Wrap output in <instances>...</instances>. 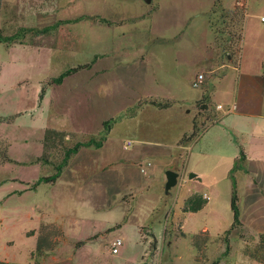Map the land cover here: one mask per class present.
Segmentation results:
<instances>
[{
    "label": "rangeland",
    "instance_id": "374dc122",
    "mask_svg": "<svg viewBox=\"0 0 264 264\" xmlns=\"http://www.w3.org/2000/svg\"><path fill=\"white\" fill-rule=\"evenodd\" d=\"M195 3L190 13L199 19L203 12ZM220 4L232 5L227 10L215 7L208 14L220 64L237 67L242 47L243 69L252 72L264 55L260 21L264 0H220ZM140 9L141 0H0L1 35L13 36L10 44L0 42V263L246 264L237 257L241 252L249 255L247 264H264V245L255 247L246 237L241 248L237 239L226 243L224 232L216 237L231 221L229 185L224 178L213 192L218 209L209 214L182 211L183 199L193 186L183 183L181 173L164 192V172L171 168L172 145L186 128L185 120L175 117L173 110L148 104L164 102L160 99L120 95L114 87V71L105 79L102 56L87 44L88 25H94L98 35L105 25L95 17L120 20ZM55 24L40 35L19 31ZM176 52L199 55L185 42ZM93 56L100 59L95 72L90 64ZM200 57L209 64V52ZM83 65L89 68L78 69L59 85L49 84L64 70ZM222 81L218 97L225 99L235 71L225 70ZM40 89L43 95L38 100ZM106 94L110 101L96 105ZM123 96V104L118 103L116 99ZM193 113L197 134L219 114L211 106ZM108 119L113 121L99 148H80L54 181L33 185L54 173L67 148L97 140L101 122ZM183 135L175 145L191 140L189 133ZM124 141L131 142L128 150L121 148ZM203 223L210 228L211 238L204 240L206 233L199 232L193 238L199 249L193 254L188 238ZM39 235L53 243L51 250L35 253ZM114 238L122 243L115 255L110 253ZM152 245L154 250L148 253Z\"/></svg>",
    "mask_w": 264,
    "mask_h": 264
},
{
    "label": "crops",
    "instance_id": "0c3cea01",
    "mask_svg": "<svg viewBox=\"0 0 264 264\" xmlns=\"http://www.w3.org/2000/svg\"><path fill=\"white\" fill-rule=\"evenodd\" d=\"M195 2L203 12L199 19L192 18L190 13ZM215 7L227 10L232 5L222 7L220 0H141V9L134 16L120 20L98 17L112 23L103 25L102 35L89 24L87 44L95 55L102 56L105 79L114 71V87H118L115 90L120 95L135 94L137 99L152 97L167 101L170 105L162 110H173L175 117L185 120L187 126L174 143L183 134L190 133L193 112L197 111L195 103L201 98L206 110L211 106V110L219 112L215 113L212 123L190 141L182 145L173 143L170 170L181 173L183 183L193 186V192L186 198L198 194L206 201L200 210L187 214L203 215L217 210L216 199L212 201L213 192L219 189L223 178L229 185V202L233 182L239 225L228 232L225 241L237 239L243 248L244 238L248 237L258 247L260 236L264 235V55L256 60L252 72L243 69L242 47L237 67L220 64V52L213 47L214 38L208 27V14ZM244 20L245 15L243 25ZM179 35L183 37L180 40L177 39ZM243 39L242 26L241 43ZM181 42L190 44L199 55L176 52ZM130 43L132 46L128 47ZM206 52L210 53L208 65L201 62L200 57ZM92 59L95 72L99 70L96 68L100 59L94 56ZM228 68L235 71V82L230 95L220 99L218 94ZM214 71L221 73L216 77L206 76ZM196 75H202L198 88L192 87ZM108 95L97 100L96 105L105 106L110 101ZM124 98L116 100L123 104ZM231 104L234 109L224 114L223 109ZM216 105L221 109H215ZM123 106L121 108L126 107ZM239 148L242 159H239ZM230 225L231 221L226 229L216 233V237ZM209 231L208 225L203 223L188 239L192 240L199 232L211 238ZM189 247L194 254L192 244ZM247 256L241 252L237 254L246 264L251 262Z\"/></svg>",
    "mask_w": 264,
    "mask_h": 264
},
{
    "label": "trees",
    "instance_id": "16d2710c",
    "mask_svg": "<svg viewBox=\"0 0 264 264\" xmlns=\"http://www.w3.org/2000/svg\"><path fill=\"white\" fill-rule=\"evenodd\" d=\"M237 4V3H236ZM237 9L234 8V11H236ZM97 20L100 22V23H103V24H106V25H111L112 23L106 21L105 19H102V18H98L96 17ZM227 18V16H226ZM234 19V15L233 17L229 18V21H233ZM242 21H243V16H242ZM63 22H71V21H63ZM61 23V21H58L57 24ZM56 26L53 25L49 28H42V29H39V30H33V29H25V28H21L19 29L20 32H32L33 34L35 35H40V34H43L45 33L46 31H48L50 28H54ZM228 36H232L231 33H228L227 34ZM13 39V36H2L1 35V31H0V42H3L5 44H10L11 40ZM94 59H92V61L90 62L93 63ZM82 68H89V65H83V66H77L75 68H69V69H66L64 70L62 73H60L58 76H56L55 78H52L49 80V84H54V85H59L63 78L76 72L78 69H82ZM42 95H43V89H40L39 91V94H38V100H41L42 98ZM203 98H201L199 101H197L195 103V108L197 111H206V106L203 105ZM149 105L155 107V108H158L159 110H162V109H166L170 103L167 102V101H164V102H159V103H155L154 101H151L148 103ZM113 120L112 119H108L106 121H103L101 122V136L97 139V140H93V139H89L85 142H77L75 143L72 147L70 148H67L63 154H62V158L59 162V164H57L55 167H54V173L51 175V176H48V177H43V178H39L33 185H37L39 183H46V182H52L54 181L58 175H59V172H60V169L66 164L68 158L75 154L80 148H84V147H89V146H92L94 148H99L101 146V143L102 141L104 140L105 138V135L109 132V128H110V124ZM194 122L192 120V128H191V132L189 133V135H187V139H192L193 137H195L197 135V132L195 131L194 129ZM49 133V131L45 132L44 134V137ZM186 136V135H183L182 138ZM182 140V139H180ZM243 158V155H242V152H241V149L239 148V159H242ZM232 179V177H231ZM236 202H237V196H236V192H235V189H234V185H233V182H232V188H231V192H230V197H229V202H228V207H229V210L231 212V225L229 227L228 230H226L224 232V235H227L228 232L237 227L239 225V221H238V209H237V206H236ZM206 203L205 199H203L201 197V195H198V194H194L188 198H186L184 201H183V204H182V211L184 213H195L197 212L198 210H200L204 204ZM205 236V235H204ZM196 236L192 237V246L194 249L198 250L199 249V245L198 243L193 240V238H195ZM206 236H205V239L206 240ZM226 242V241H225ZM261 245H264V235H261L260 236V239H259V246ZM258 246V247H259ZM53 247V243L50 242V240H48L45 236L42 237V236H38L36 238V242H35V253H38V254H41V252L43 251H49L51 250ZM154 250V245L150 246L149 247V252L148 253H151V251ZM0 264H6V263H0Z\"/></svg>",
    "mask_w": 264,
    "mask_h": 264
},
{
    "label": "built area",
    "instance_id": "2783aa9c",
    "mask_svg": "<svg viewBox=\"0 0 264 264\" xmlns=\"http://www.w3.org/2000/svg\"><path fill=\"white\" fill-rule=\"evenodd\" d=\"M260 21L264 23L263 18H261ZM201 83H202V75H196L193 82H192V87L198 88V87H200ZM215 109H221V106L216 105ZM233 109H234V105L231 104V105L226 106L225 109H223V112H224V114H226V113L232 111ZM130 147H131L130 141H124L121 144L122 150H128ZM121 246H122L121 240L119 238H114L110 243V253L113 255L117 254L119 249L121 248Z\"/></svg>",
    "mask_w": 264,
    "mask_h": 264
},
{
    "label": "water",
    "instance_id": "95a60500",
    "mask_svg": "<svg viewBox=\"0 0 264 264\" xmlns=\"http://www.w3.org/2000/svg\"><path fill=\"white\" fill-rule=\"evenodd\" d=\"M177 174L171 170L164 172V186L163 190L164 192L168 191L170 188H172L176 183Z\"/></svg>",
    "mask_w": 264,
    "mask_h": 264
}]
</instances>
